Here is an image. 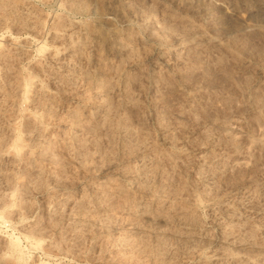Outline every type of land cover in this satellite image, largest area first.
Masks as SVG:
<instances>
[{
	"label": "rangeland",
	"instance_id": "obj_1",
	"mask_svg": "<svg viewBox=\"0 0 264 264\" xmlns=\"http://www.w3.org/2000/svg\"><path fill=\"white\" fill-rule=\"evenodd\" d=\"M0 205V264H264V0H0Z\"/></svg>",
	"mask_w": 264,
	"mask_h": 264
},
{
	"label": "bare ground",
	"instance_id": "obj_2",
	"mask_svg": "<svg viewBox=\"0 0 264 264\" xmlns=\"http://www.w3.org/2000/svg\"><path fill=\"white\" fill-rule=\"evenodd\" d=\"M3 202H4V201H3ZM1 203H2V202H1ZM6 203H8V202H6ZM1 205H3V204H1ZM1 205H0V206H1ZM9 205H10V204H8V206H9ZM1 216H2V215H1ZM38 234H39V233H38ZM33 235H34V233H33ZM40 235H41V234H40ZM35 236H36V235H35ZM37 237H38V236H37ZM39 237H40V236H39ZM35 239H36V237H35ZM40 241H41V240H38V239H37V240H36V242H37L36 245H38V244L40 245ZM38 242H39V243H38ZM9 245H10L9 247L11 248V251H12V252H16V251H19V252H20V251H21L20 249H18V247H19V246H18V243H16V242H15V243H14V242H10ZM39 245H38L37 247H39ZM40 247H41V246H40ZM9 251H10V250H9ZM11 254H12V253H11ZM15 256H16V255H15ZM16 258L18 259L17 261H20V260H21V256H17ZM21 261H22V260H21ZM19 263H20V262H19ZM45 263H46V262H45ZM45 263H44V264H45ZM41 264H42V263H41Z\"/></svg>",
	"mask_w": 264,
	"mask_h": 264
}]
</instances>
